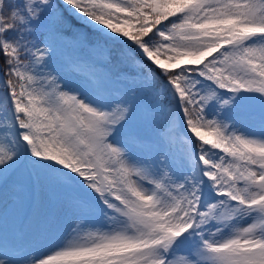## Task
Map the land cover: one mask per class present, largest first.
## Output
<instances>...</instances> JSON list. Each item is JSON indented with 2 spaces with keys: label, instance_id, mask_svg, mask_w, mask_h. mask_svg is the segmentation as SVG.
Instances as JSON below:
<instances>
[{
  "label": "snow or ice",
  "instance_id": "obj_1",
  "mask_svg": "<svg viewBox=\"0 0 264 264\" xmlns=\"http://www.w3.org/2000/svg\"><path fill=\"white\" fill-rule=\"evenodd\" d=\"M0 264H264V0H0Z\"/></svg>",
  "mask_w": 264,
  "mask_h": 264
},
{
  "label": "rangeland",
  "instance_id": "obj_2",
  "mask_svg": "<svg viewBox=\"0 0 264 264\" xmlns=\"http://www.w3.org/2000/svg\"><path fill=\"white\" fill-rule=\"evenodd\" d=\"M124 70H127V69H124ZM147 132V134L149 133L150 135H154V130L153 129H147L145 130ZM47 245H45L46 247Z\"/></svg>",
  "mask_w": 264,
  "mask_h": 264
}]
</instances>
